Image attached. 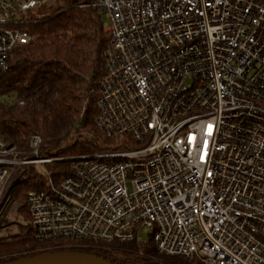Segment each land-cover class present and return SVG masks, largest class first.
Here are the masks:
<instances>
[{"label": "built area", "instance_id": "2783aa9c", "mask_svg": "<svg viewBox=\"0 0 264 264\" xmlns=\"http://www.w3.org/2000/svg\"><path fill=\"white\" fill-rule=\"evenodd\" d=\"M40 4L65 0H0V75L33 40ZM82 7L100 10L110 36L95 125L115 144L70 158L57 180L40 172L27 206L37 241L55 245L36 252L152 242L200 264H264V0ZM42 144L32 136L26 157L0 137V187L53 161Z\"/></svg>", "mask_w": 264, "mask_h": 264}, {"label": "trees", "instance_id": "16d2710c", "mask_svg": "<svg viewBox=\"0 0 264 264\" xmlns=\"http://www.w3.org/2000/svg\"><path fill=\"white\" fill-rule=\"evenodd\" d=\"M90 2L65 0L60 8L40 4L27 26L33 40L13 50L9 71L0 75V97L10 99L0 104V137L28 157L30 139L40 136L41 157L59 159L48 164L55 180L70 173L69 159L73 156L105 152L115 144L95 125L110 36L103 30L105 20L100 10L82 7ZM26 167L17 168L22 183H16L21 190L15 195L23 203L27 224L19 226L20 232L9 241L0 239V258L5 257L0 263L39 255L37 250L55 245L40 243L35 237L27 194L44 189L46 180L33 167ZM88 245L75 244L69 251L94 254L114 264H128L120 251L144 250L157 255L152 242L147 246L135 242ZM168 257L176 264H185L177 261L178 256Z\"/></svg>", "mask_w": 264, "mask_h": 264}, {"label": "rangeland", "instance_id": "374dc122", "mask_svg": "<svg viewBox=\"0 0 264 264\" xmlns=\"http://www.w3.org/2000/svg\"><path fill=\"white\" fill-rule=\"evenodd\" d=\"M60 7L62 6H59L57 8H60ZM103 30L105 33H107L105 31L104 25H103ZM9 101L10 99L7 96L0 97V104L7 103ZM108 148H112V147L109 146ZM105 152H100V153H105ZM39 157L42 158L41 153H39ZM49 159H52L53 161L59 160V159H54V158H49ZM50 163L51 162H49L48 164ZM48 164L44 165V167H42L41 165L32 164V165L27 166L26 169L33 167L34 170H36L37 172L39 171V172L44 173L45 169L48 170V166H49ZM17 178H19V170L13 171L10 177L8 178V180L0 187V239H6L8 241L10 237L20 232L21 227L19 226H25L27 224L25 215L22 213L24 209L23 203L20 202L16 198V195H15L21 190L20 187L16 185L20 182L22 183V180H20V178L19 180L15 181ZM128 188L129 190H132L131 186H129ZM140 237L143 241H146V242L149 241V235L144 233L143 231L140 232ZM147 245H149V243L140 245V246H147ZM120 252L126 255L125 259H128V264H176L173 260H171L173 258L161 255L158 252V250H157V255L150 254L149 252H146L144 250L143 251L141 250L138 252L136 251H125V252L120 251ZM4 258L5 257L0 258V260ZM188 259L189 258L183 259L182 257H177L178 262L183 260L185 264H195L198 261V260L192 261ZM179 264H182V263H179Z\"/></svg>", "mask_w": 264, "mask_h": 264}, {"label": "water", "instance_id": "95a60500", "mask_svg": "<svg viewBox=\"0 0 264 264\" xmlns=\"http://www.w3.org/2000/svg\"><path fill=\"white\" fill-rule=\"evenodd\" d=\"M0 264H114L94 254L78 251H58L24 257Z\"/></svg>", "mask_w": 264, "mask_h": 264}, {"label": "snow or ice", "instance_id": "6c2138e0", "mask_svg": "<svg viewBox=\"0 0 264 264\" xmlns=\"http://www.w3.org/2000/svg\"><path fill=\"white\" fill-rule=\"evenodd\" d=\"M209 128H211V126L209 125ZM190 140H191V137H190Z\"/></svg>", "mask_w": 264, "mask_h": 264}]
</instances>
